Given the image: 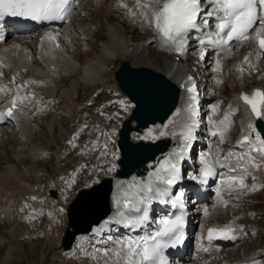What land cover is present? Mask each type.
I'll list each match as a JSON object with an SVG mask.
<instances>
[{
	"label": "bare ground",
	"instance_id": "bare-ground-1",
	"mask_svg": "<svg viewBox=\"0 0 264 264\" xmlns=\"http://www.w3.org/2000/svg\"><path fill=\"white\" fill-rule=\"evenodd\" d=\"M93 1L96 5L104 2V0ZM142 2L150 3V0H142ZM147 11V9H142L137 5V0H109V4L105 11L106 22H108V27L105 22L107 41L101 44V50L98 52L100 54L97 53L98 55H95L94 58L86 61L85 64L80 63L78 57L72 49V39L65 35L64 29L58 30V32H61L60 36L62 37V39L61 37L60 39H57L60 44L59 49H55L49 45L46 40H37L35 42V46H33L29 40H15L0 47V105L4 103L6 99L10 102L17 100L21 105L20 109L23 116L18 118L12 117L13 122H10L8 126L12 124L13 127L18 128L19 130L18 134L21 146L19 154L16 155L17 159L20 160L22 157L26 156L32 162V165L30 167H25L21 173L17 171V167L14 165L8 166L4 172L0 171L2 192L5 191V185L8 182H13L17 189L20 187V184L24 185L23 178L29 174L30 170H33V164L36 162V159L44 158L49 155V151L40 145H32L28 147L26 155L23 154V149L27 145H31L30 141L33 137L32 131L35 128L37 129L34 125L31 113L42 114L46 112L47 109L52 108L51 101L49 102L44 100V98L54 97V91L59 78H70L72 81L66 89H63L60 92L64 108L65 106L69 107L70 104H72L71 102L75 101L78 92L77 87L79 84H82L83 87L87 88H91L95 85H104L106 82L104 72L108 70L112 61L117 58L125 59L133 57L136 61L134 64L130 63L132 66H142L163 74L181 88V98L176 111L164 124H156L148 129L155 135L156 139H164L172 142V146L169 151L166 154L161 155L156 161L149 162L146 165V170L143 175H133L129 179L115 181L111 216L99 226L94 227L90 234L79 236L73 249L67 253L69 257L77 258L79 262L84 261L85 264L88 261V258L91 259L92 264H112L118 259L115 255L113 246L120 247V241H127L130 239L134 240L135 237L126 239L124 238L127 235L125 232L121 233L114 241L112 239H96L95 236L100 234L103 230L111 227V223L120 220L124 210L125 212H130V209L124 207V202L126 200H133L138 195H142L140 189L144 184L148 183V179L146 178H148L149 174L158 171L161 164H164L168 160H172V162L176 163V161L182 158L183 149L189 147V142L194 137V131L191 128L192 122L188 119L196 118L197 113L195 108L189 110L188 106H196L199 104L196 101H192L189 95L183 90L181 83L183 81V74L187 68L183 60L177 59L176 56L171 55L172 50L170 49L173 46L163 42V39L155 30L154 25L149 26L152 22V17L150 14L145 15ZM112 13L118 14V17L122 15V17L134 25L135 30L131 38L122 22L120 23L123 25H120L118 21H108ZM97 28L98 25L96 23L79 22V24H76V31L82 38L81 47L83 50L89 48L86 43V39L90 37ZM136 32L145 37L142 42L140 40H135L137 39L136 36L138 37V35H135ZM194 33L196 32H191L188 35H193ZM201 33L202 31L200 30V34ZM16 37L23 39L21 36ZM153 45L157 47L158 52L165 55V62L162 68L155 67L148 55L149 48ZM238 47L239 45H236L231 48L229 50L230 52L227 54L225 52L226 60L224 62L220 63L219 57L216 56L214 57L213 62L209 63L206 68L210 72L209 77L211 78L212 84L216 86L218 94L222 92L224 81L228 77L225 71V64L235 55L238 51ZM196 48L197 46L193 45L190 52H196ZM185 61L187 63L190 62L187 58ZM242 63L245 68L242 73H238L235 69L242 65ZM251 65L252 68L255 69L256 64L254 62H245L243 59H240L238 62L234 59L233 64L229 68L230 80L228 85L230 89L234 88L236 83L245 87L246 83L251 79L249 76L252 75L251 69H249ZM189 69L190 71H193V69ZM262 78L264 79V76H262ZM43 90H45V95L41 93ZM237 94L238 92H233L222 112V97H219L218 100L213 103L206 104L209 108L207 115L208 138L213 137L214 139L211 141L208 140L203 153L204 155L200 158V160L203 161L204 158L209 155L212 157L215 166L218 168L221 159L224 158V156L225 159H229L231 158L229 154H234L232 158L239 159L237 156L240 155L241 158L245 157L248 159L247 168H249L251 162H254V164L258 166L257 170L252 172V174L255 176V182H261L264 176V161L259 163L254 157L248 154L246 149L242 148L237 141L232 147H230L232 144V142H230V132L233 127L234 118H236L238 132L240 130L244 132L245 135L254 134V137L252 138L254 142H256L255 136L257 135L256 130L253 127L254 121L241 109L237 100ZM64 112L67 113L66 110ZM225 117H227V119H225ZM262 119L264 120V115ZM5 120L6 118H3L0 114V127L6 126L1 124V122ZM6 123L9 122L6 121ZM250 124L252 125V128H249ZM49 126L48 130L53 131V122H51V125ZM193 128H195V126H193ZM189 129H191V138H187ZM161 133H163V135H161ZM213 133L216 134L213 135ZM225 145H228L231 148L228 155H225L224 153ZM56 157L59 158V156ZM230 162L233 163L234 161L232 160ZM218 172L220 179L224 178L226 180L229 179L233 181L231 178L236 177L234 184L237 186L241 178L243 181L246 179V176L244 175H225L222 172L221 166ZM224 181H219L214 187ZM149 195L152 198L148 201V203L141 204L139 206L141 211L136 212L135 214L130 213L131 217H139L143 210H148L150 206L156 202L155 194ZM123 200L124 202H122ZM211 207H213V205L207 206L206 211L210 213L211 210L209 209ZM216 209H220L219 203L216 204ZM124 214L125 217L129 216V213ZM0 216L5 217L2 212L0 213ZM84 218L85 217L82 219L85 220ZM87 219L88 218H86V220ZM254 257L255 256L253 254L249 255L234 264H250L252 263ZM109 259L113 262H109ZM186 259L188 263L195 260L194 257L185 258L184 261H186Z\"/></svg>",
	"mask_w": 264,
	"mask_h": 264
},
{
	"label": "rangeland",
	"instance_id": "rangeland-1",
	"mask_svg": "<svg viewBox=\"0 0 264 264\" xmlns=\"http://www.w3.org/2000/svg\"><path fill=\"white\" fill-rule=\"evenodd\" d=\"M108 4L109 0H105L99 5H96L93 0H82L76 13V21L74 20L75 22L73 21L65 28L67 35L72 38L74 52L81 64H85L86 61L100 54L98 52L101 50V44L107 41L105 11ZM108 21H118L120 25L124 24L130 38L133 36L134 26L122 15L118 17V14L112 13ZM78 22H90L98 25V29L86 41L89 51L82 50L81 39L74 30ZM107 24L108 22H106V26ZM36 35L37 33L33 35L35 39ZM135 35H138L135 40L142 42L145 39L137 32ZM35 39H29L33 41V45ZM148 55L155 67H163L165 55L159 54L155 46L149 48ZM191 57V60L194 61L193 66H195L198 58L194 53H191ZM123 61L134 64L136 60L133 57H128L112 61L104 73L106 79L104 85L87 88L79 84L77 98L71 102L69 107L65 106L64 108L60 92L66 89L72 81L70 78H59L54 97L49 99L52 108L43 114H32L37 129L32 131L34 138L31 141L34 145H40L49 150L51 155L48 159L39 161L37 166L33 164L35 172H38L37 176H25L23 178L24 185L20 184L18 189L13 182H8L5 185V191L2 192L0 182V213L5 215L4 218L0 216V264H85L84 261L79 262L77 259H71L60 253L59 239L66 228L63 214L66 203L64 201L51 203L44 196L48 185L54 180L65 189L64 193L70 199L74 191L90 183L93 178L103 176L102 173L106 167H114L117 160V130L133 107L119 91L112 76L115 68ZM263 65L264 61L260 67H257L258 72L261 66L264 67ZM204 68V65L199 67L197 78L201 81L202 91H205L206 99H208L215 89L212 88L210 80L206 77L209 74L208 70ZM250 78L246 83L247 87L264 84L258 78L257 72L253 71ZM228 80L229 75L224 85L226 100L233 91L237 90V86L234 89L228 87ZM41 93L45 95V90ZM44 100H48V98ZM65 110L67 113L64 112ZM51 122L54 126L53 131L48 130ZM141 133H133L131 140L133 142H153L156 139L148 129ZM235 135L236 125L234 123L231 136L234 138ZM233 138L232 141H234ZM20 146L17 129L15 127L3 128L0 132V171L2 169L4 172L6 167L17 165V171L21 173L24 167L32 165V162L27 159L28 157L22 158L21 161L17 159L16 155ZM30 172L32 171L30 170ZM92 175L93 177H91ZM231 193V191L227 192L230 199L224 203L218 214L211 216L202 227L199 224L196 226L195 232L199 236L197 249L200 250L203 247L201 240L204 228L208 223L215 219L223 221L232 212L254 211V219L247 216L244 224L251 226L253 223L256 233L249 236V230H247L248 238L230 248L226 252V256L234 260L242 253L249 254L259 249L263 252L261 259V263H263L264 189L258 193H242L239 196H230ZM54 208L55 212H53ZM197 259L195 264H209L213 261L211 257L200 255L197 256ZM86 264H92V262L87 261Z\"/></svg>",
	"mask_w": 264,
	"mask_h": 264
},
{
	"label": "snow or ice",
	"instance_id": "snow-or-ice-1",
	"mask_svg": "<svg viewBox=\"0 0 264 264\" xmlns=\"http://www.w3.org/2000/svg\"><path fill=\"white\" fill-rule=\"evenodd\" d=\"M77 3L78 0H0V19L10 15L24 16L36 21L67 20L73 14V5ZM202 3L203 0H150V3L137 0L139 7L148 10L145 15L150 14L152 17L149 26L154 25L163 42L174 46L175 50L181 54L189 32L200 30L197 20L202 12ZM211 3L215 5L214 12L217 14L215 15L216 32L210 35L216 38L209 39L208 43L224 46L232 40L243 42L250 39L252 31L255 30V40L259 48L264 50V0H211ZM213 14V12H208L206 15L211 17ZM257 24H259L258 27H256ZM203 26L205 28L208 26L207 19L203 20ZM200 43L203 45L205 40L201 39ZM201 57H203V52H201ZM248 60L249 58L245 57V62H248ZM188 79L191 81L192 78L189 77ZM188 91L194 92V87L189 88ZM192 99H195V96ZM241 99L250 106L251 111L257 117L264 115V91L254 90L251 96L241 94ZM15 103L13 101V108ZM13 108L8 109V116H12ZM249 128H252L251 124ZM215 134L213 133V135ZM187 138H191V129H189ZM255 140L258 144L255 150L264 152V138L257 134ZM246 141H249L248 136L243 138L242 143ZM176 173V164L172 163L171 160L161 164L157 173L150 174L154 175V181L150 180L141 187L140 192L142 195H138L133 200H126L124 207L135 212L141 211L139 206L148 203L152 198L149 195L150 193H154L156 196L166 194V189L156 185L173 184ZM205 174H211V169H206ZM231 179L235 181L236 177ZM238 186L241 188L246 187L242 178L239 180ZM253 189H255V186H253ZM175 202L173 201V203ZM145 220H147L146 214L129 221L126 226L133 227L142 224ZM159 223L161 227L153 236L143 240L120 241V247L115 252L118 259L113 264H167L163 256V249L167 245L161 241L160 237L175 232L182 223V217H176L174 220L161 219ZM215 231V229L209 230L210 240ZM231 231H233L231 228L222 230L221 235L224 238L234 239V236H229ZM179 239L180 237L177 236L176 241L178 242Z\"/></svg>",
	"mask_w": 264,
	"mask_h": 264
},
{
	"label": "water",
	"instance_id": "water-1",
	"mask_svg": "<svg viewBox=\"0 0 264 264\" xmlns=\"http://www.w3.org/2000/svg\"><path fill=\"white\" fill-rule=\"evenodd\" d=\"M115 80L120 91L135 105L130 117L121 125L117 142L121 156L118 165L121 169L117 171L116 177L129 178L133 173L142 174L145 165L154 161L169 146V142L163 140L155 145L143 142L132 144L130 133H139L141 129L156 123L163 124L175 110L180 92L165 75L144 67L134 68L127 62L121 63L115 72ZM132 122L136 124L135 127ZM110 193L111 180H104L100 185L77 194L67 211L72 231L68 229L65 233L64 250L71 248L75 236L89 232L93 225L108 216Z\"/></svg>",
	"mask_w": 264,
	"mask_h": 264
}]
</instances>
